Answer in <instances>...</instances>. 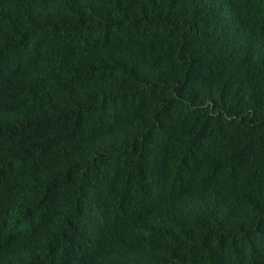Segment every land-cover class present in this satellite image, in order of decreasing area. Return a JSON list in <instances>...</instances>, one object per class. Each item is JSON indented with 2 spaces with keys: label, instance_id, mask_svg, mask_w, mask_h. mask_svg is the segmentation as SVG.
<instances>
[{
  "label": "trees",
  "instance_id": "obj_1",
  "mask_svg": "<svg viewBox=\"0 0 264 264\" xmlns=\"http://www.w3.org/2000/svg\"><path fill=\"white\" fill-rule=\"evenodd\" d=\"M0 264H264V0H0Z\"/></svg>",
  "mask_w": 264,
  "mask_h": 264
}]
</instances>
